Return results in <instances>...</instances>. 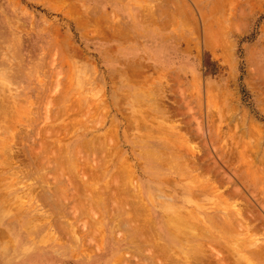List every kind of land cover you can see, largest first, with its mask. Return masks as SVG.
Returning a JSON list of instances; mask_svg holds the SVG:
<instances>
[{
    "label": "rangeland",
    "instance_id": "obj_1",
    "mask_svg": "<svg viewBox=\"0 0 264 264\" xmlns=\"http://www.w3.org/2000/svg\"><path fill=\"white\" fill-rule=\"evenodd\" d=\"M0 148V264H264V0H0Z\"/></svg>",
    "mask_w": 264,
    "mask_h": 264
},
{
    "label": "bare ground",
    "instance_id": "obj_2",
    "mask_svg": "<svg viewBox=\"0 0 264 264\" xmlns=\"http://www.w3.org/2000/svg\"><path fill=\"white\" fill-rule=\"evenodd\" d=\"M3 128H4V127H3ZM55 130H56V129H55ZM50 131H51V130H50ZM9 144H10V143H9ZM51 144H52V143H51ZM58 145H59V143H58ZM44 146H45V145H44ZM44 146H43V147H44ZM46 146H47V145H46ZM43 147H42V148H43ZM1 148H4V147H1ZM1 148H0V150H1ZM47 148H48V147H47ZM81 148H82V147H81ZM98 148H99V147H98ZM6 149H7V148H6ZM74 149H75V148H74ZM106 150H108V149H106ZM44 151H45V150H44ZM46 151L49 152L47 149H46ZM156 151H157V150H156ZM152 152H154V151L152 150ZM154 153H155V152H154ZM156 153H157V152H156ZM48 154H49V153H48ZM105 154H107V153H105ZM105 154H104V156H105ZM108 154H110V156H111L112 153H109V152H108ZM6 156H7V155H6ZM104 156H103V158H104ZM78 157H79V156H78ZM106 157H109V156H106ZM153 157H154V156H153ZM48 158H49V157H48ZM48 158H47V159H48ZM60 158H61V157H60ZM86 158H87V157H86ZM110 158H111V157H110ZM50 159H51V158H50ZM72 159H73V158H72ZM105 159H106V158H105ZM107 159H109V158H107ZM7 160H8V159H7ZM58 160H59V159H58ZM96 160H97V159H96ZM121 160H122V159H121ZM54 161H56V160H54ZM59 161H60V160H59ZM87 161H88V160H87ZM158 161H159V160H158ZM48 162H49V161H48ZM61 162H62V161H61ZM67 162H68V161H67ZM67 162H66V164H65V163L61 164V165H63L62 167H65V165H67ZM108 162H109V161H108ZM108 162H107V163H108ZM4 163H5V162H4ZM4 163H3V165H4ZM49 163H50V162H49ZM49 163H48L47 165H50V164H51V163H50V164H49ZM89 163H90V162H89ZM99 163H100V162H99ZM102 163H103V162H102ZM40 164H41V163H40ZM64 164H65V165H64ZM69 164H70V163H69ZM72 164H73V163H72ZM78 164H79V163H78ZM97 164H98V163H97ZM97 164H96V165H97ZM189 164H190V163H189ZM6 165H8V162H7ZM6 165H5V166H6ZM14 165H15V164H14ZM58 165H59V164L56 163V166H54V168L57 167ZM92 165H93V164H92ZM92 165H91V166H92ZM105 165H107V164L105 163ZM37 166H38V165H37ZM39 166H40V165H39ZM43 166H44V165H43ZM99 166H100V165H99ZM103 166H104V165H103ZM34 167H35V166H34ZM92 167H93V166H92ZM79 168H80V167H79ZM94 168H95V166H94ZM36 169H37V168H36ZM57 169H58V168H57ZM67 169H68V167H67ZM124 169H125V168H123V170L119 171V177H118V178H120L122 181L130 180V178H131V176H132L131 173H130L128 170L125 171ZM55 170H56V169H55ZM63 170H64V169H63ZM70 170H74V169H70ZM116 170H117V169H116ZM118 170H119V168H118ZM118 170H117V173H118ZM52 171H53V170H52ZM85 171H86V170H85ZM53 172H54V171H53ZM75 172H76V171H75ZM87 172H88V170H87ZM89 172H91L90 169H89ZM114 172H115V171H114ZM56 173H57V171H56ZM63 173H64V172H63ZM77 173H78V172H77ZM79 173H81V172H79ZM117 173H114V176H115V175L117 176ZM81 174H82V173H81ZM88 174H89V173H88ZM99 174H100V173H99ZM103 174H104V173H102V176L99 175L100 178H103ZM92 175H93V174H92ZM94 175H95V174H94ZM69 176H70V175H69ZM72 176H73V175H72ZM82 176H84V175H82ZM82 176H81V177H82ZM88 176H89V175H88ZM99 176H98V179H100ZM114 176H113V177H114ZM73 177H74V176H73ZM84 177H86V176H84ZM93 177H94V176H93ZM96 177H97V176H96ZM70 178H71V176H70ZM78 178H79V177H78ZM5 179H6V178H5ZM76 179H77V178H76ZM82 179H83V178H82ZM89 179H90V181H88V183L85 182V184H84V190H85V189H89V192H92L90 189H93L94 181H92V180H93V179H92V176H90ZM78 180H79V179H78ZM113 180H114V179H113ZM122 181L119 182V184L115 182V185L118 184V185H119V188H117V186L113 185V187L115 186L116 190H117V189L119 190V193H120V191L123 192V188H122L121 186H123L124 183H123ZM96 182H97V181H96ZM96 182H95V183H96ZM113 184H114V183H113ZM129 184H130V183H129ZM129 184H128V185H129ZM70 185H71V184H70ZM126 186H127V185H126ZM75 187H76V186H75ZM82 187H83V186H82ZM211 187H212V186H211ZM95 188H96V187H94V189H95ZM100 188H102V187H100ZM115 188H113V189L115 190ZM74 189H75V188H74ZM94 189H93V191L97 192V188H96L95 190H94ZM108 189H109L108 184L105 183L104 186H103V188L101 189V190H102L101 193H103V192L106 193ZM80 190H81V189H80ZM98 190H99V189H98ZM118 190H117V191H118ZM134 190H137V191H138V189H134ZM152 190H153V189H152ZM77 191H78V190H77ZM110 191H111V190H110ZM110 191H109V192H110ZM150 191H151V190H150ZM99 192H100V191H99ZM126 192H127V194H128V191H126ZM129 192H130V190H129ZM132 192H133V191H132ZM78 193H79V192H78ZM115 193H116V192H115ZM117 193H118V192H117ZM119 193H118V194H119ZM135 193H137V192L135 191ZM135 193H134V194H129V195H127V197L129 196V200H130V202H134L135 204H136V203H140L139 200L141 199V196H140V195H137V194H135ZM161 193H162V192H161ZM99 194H100V193H99ZM109 194H110V193H109ZM111 194H112V193H111ZM118 194H117V195H118ZM120 194H121V193H120ZM122 194H123V193H122ZM124 194H125V193H124ZM32 195H34L33 192H32ZM64 195H65V194H64ZM103 195H104V194H103ZM125 195H126V194H125ZM2 196H3V195H2ZM2 196H1V198H2ZM85 196H86V195H85ZM99 196H101V195H99ZM113 196H115V195H113ZM121 196H123V195H121ZM193 196H194V194H193ZM87 197H88V196H87ZM102 197H103V196H102ZM119 197H120V195H119ZM119 197H118V198H119ZM157 197H158V196H157ZM1 198H0V199H1ZM85 198H86V197H85ZM104 198H105V197H104ZM116 198H117V197H116ZM120 198H121V197H120ZM120 198H119V200H120ZM122 198L125 199L126 197L124 196V197H122ZM139 198H140V199H139ZM145 198H146V196H145ZM155 198H156V197H155ZM166 198H168V197H166ZM166 198H165V200H166ZM193 198H194V197H193ZM22 199H23V198H22ZM76 199H77V198H76ZM88 199H89V198H88ZM92 199H93V198H92ZM100 199H101V197H100ZM112 199H113V198H112ZM161 199H162V197H161ZM168 199H169V198H168ZM11 200H12V199H11ZM23 200H24V199H23ZM86 200H87V199H86ZM106 200H107V199H106ZM113 200H114V199H113ZM113 200H112L111 202H113ZM119 200H116V202H117V201L119 202ZM122 200H123V199H122ZM122 200H120V202H121ZM162 200H163V199H162ZM96 201H97V200H96ZM109 201H110V200H109ZM145 201H146V200H145ZM17 202H20V201H17ZM90 202H91V201H90ZM93 202H94V201H93ZM118 202H117V204H118ZM9 203H10V202H9ZM79 203H80V202H79ZM94 203H95V202H94ZM106 203H107V202H106ZM122 203H123V202H122ZM16 204H17V203H16ZM18 204H19V203H18ZM120 204H121V203H120ZM140 204H141V203H140ZM7 205H8V204H7ZM75 205H76V204H75ZM79 205H80V204H79ZM96 205H98V204H96ZM102 205H103V204H102ZM118 205H119V204H118ZM128 205H129V204H128ZM0 206H1V205H0ZM18 206H19V205H18ZM23 206H24V205H23ZM55 206H56V205H55ZM14 207H15V206H14ZM135 207H136V209H137L138 205L135 206ZM91 208H92V207H91ZM118 209H119V208H118ZM138 209H141V207H139ZM138 209H137V211H138ZM144 209H145V207H144ZM73 210H74V209H73ZM84 210H85V209H84ZM146 210H147V209H146ZM146 210H145V211H146ZM82 211H83V210H82ZM85 211H86V210H85ZM134 211H135V210H134ZM134 211H133V212H134ZM139 211H140V210H139ZM139 211H138V213H139ZM142 211H143V210H142ZM23 212H24V211H23ZM119 212H120V211H119ZM147 212H148V211H147ZM135 213L137 214L136 211H135ZM135 213H134V214H135ZM20 214H21V213H20ZM111 214H112V213H111ZM141 214H142V212H141ZM132 215H133V214H132ZM132 215H131V216H132ZM144 215H145V214H144ZM185 215H186V214H185ZM131 216H130V217H131ZM142 216H143V215H142ZM147 216H148V215H147ZM147 216H146V217H147ZM134 217H135V216H134ZM134 217H133V218H134ZM136 217L138 218V215H136ZM136 217H135V218H136ZM139 217H140V215H139ZM177 217H179V215H177ZM177 217H176V218L174 217V218H175L174 222L176 221V219H177V221L179 220L177 225L180 226V223H181V225H182V222H183V224L186 222V220H185V222H184V220H183L181 217H179V218H177ZM16 218H17V217H16ZM109 218H110V216H109ZM141 218H142V217H141ZM174 218H171V217H170V220L172 219V222H173V219H174ZM180 218L182 219V222H181ZM87 219H88V218H87ZM98 219H99V218H98ZM128 219H129V218H128ZM143 219H144V218L140 219L139 222H140L141 220H143ZM119 220H120V219H119ZM145 220H146V219H145ZM168 220H169V219H168ZM121 222H122V220H121ZM133 222H134V221H133ZM133 222H132V223H133ZM137 222H138V221H137ZM147 222H148V221H147ZM147 222H145V223H147ZM169 222H170V221H169ZM149 223H150V222H149ZM127 224H128V223H127ZM140 224H141V223H140ZM152 224H154V223L152 222ZM186 224H187V223H186ZM186 224L184 225L185 227L187 226ZM191 224H192V223H191ZM89 225H90V224H89ZM89 225H88V226H89ZM123 225H124V224H123ZM142 225L144 226V224H142ZM168 225H169V223H168ZM170 225H171V222H170ZM189 225H190V224H188V226H189ZM226 225H227V224H226ZM49 226H50V225H49ZM93 226H94V224H93ZM127 226H128V225H127ZM139 226H140V225H139ZM145 226H147V225L145 224ZM171 226H172V225H171ZM171 226H170V227H171ZM174 226H175V225H174ZM179 226H178V227H179ZM243 226H244V225H243ZM245 226H247V225H245ZM89 227H90V226H89ZM91 227H92V226H91ZM141 227H142V226H141ZM178 227H177V228H178ZM185 227H184V228H185ZM190 227H191V226H190ZM171 228H172V227H171ZM177 228H176V229H177ZM188 228H189V227H188ZM27 229H28V228H27ZM63 229H64V228H63ZM135 229H136V228H135ZM156 229H157V228H156ZM181 229L183 230V225H182ZM181 229H179V230H181ZM190 229H191V228H190ZM190 229H188V230H190ZM149 230H150V229H149ZM182 230H181V231H182ZM186 230H187V229H186ZM186 230H185V231H186ZM193 230H194V228H193ZM195 230H196V229H195ZM135 231H136V230H135ZM135 231H134V232H135ZM154 231H156V230H154ZM185 231H184V232L182 231L183 234H186ZM191 231H192V230H191ZM130 232H131V231H130ZM137 232H138V234L142 233L141 231H137ZM137 232H135V233H137ZM150 232H151V231H150ZM196 232H199V231L197 230ZM196 232H195V231L192 232V235L190 234L191 232H189L187 235H190L191 237H198V236L200 237V235H198V233H196ZM94 233H95V232H94ZM147 233H148V231H147ZM152 233H154V232H152ZM156 233H157V231H156ZM180 233H181V232H180ZM180 233H179V234H180ZM193 233H195V234H193ZM199 233H200V232H199ZM183 234H182V235H183ZM200 234L202 235V233H200ZM203 234H204V233H203ZM206 234H207V233H206ZM69 235H70V234H69ZM147 235H148V234H147ZM157 235H158V234H157ZM171 235H174V234H171ZM182 235H181V236H182ZM197 235H198V236H197ZM204 235H205V234H204ZM149 236H150V235H149ZM154 236H155V235H154ZM167 236H168V235H167ZM167 236H166V237H167ZM169 236H170V234H169ZM174 236H175V235H174ZM190 236H189V238H190ZM206 236H207V235H206ZM70 237H71V236H70ZM187 237H188V236H187ZM220 237H221V236H220ZM139 238H140V237H139ZM141 238H142V237H141ZM145 238H146L145 240L148 241V239H147L148 236L145 237ZM177 238H179V237H176V239H177ZM182 238H183V237H182ZM184 238H185V237H184ZM184 238H183V239H184ZM208 238H210V237L208 236ZM212 238H213V237H212ZM71 239H72V238H71ZM143 239H144V238H142V241L144 242ZM149 239H150V238H149ZM156 239H157V238H156ZM159 239H160V238H159ZM168 239H169V238H168ZM183 239H182V240H183ZM213 239H214V238H213ZM137 240H138V239H137ZM137 240H136V241H137ZM169 240H170V239H169ZM179 240H181V239L179 238ZM186 240L189 241V239H186ZM139 241H140V240H139ZM170 241H171V240H170ZM184 241H185V240H184ZM151 242L153 243L152 245H154V246L156 245V243L158 244L157 241H151ZM151 242H150V241L147 242V245H151ZM161 242H162V241H161ZM194 242H195V241H193L192 243H194ZM145 243H146V242H145ZM162 243H163V242H162ZM172 243H173V242H172ZM192 243H191V244H192ZM218 243L221 244L219 241H218ZM170 244H171V243H170ZM174 244H175V243H174ZM197 244H198V243H197ZM152 245H151V247H152ZM160 245H161V244H160ZM165 245H166V244H165ZM192 245H195V244H192ZM200 245H201V243H200ZM154 246H153V249H154ZM156 246H157V245H156ZM156 246H155V247H156ZM179 246H181V244H180ZM204 246H205V245H204ZM204 246H202V247L204 248ZM175 247H177V246H175ZM181 247H183V246H181ZM181 247H180V248H181ZM208 247H209V246H208ZM170 248H171V247H170ZM172 248H174V247H172ZM206 248H207V247H206ZM216 248H217V247H216ZM134 249H135V248H134ZM153 249H152V252H154ZM155 249H157V248H155ZM162 249H163V251H164V248H162ZM181 249H182V248H181ZM242 249H243V248H242ZM157 250H158V249H157ZM159 250H160V249H159ZM165 250H166V249H165ZM168 250H169V249H168ZM168 250H166V251H168ZM170 250H171V249H170ZM172 250H174V249H172ZM188 250H189V249H188ZM227 250L229 251V249H227ZM160 251H161V250H160ZM160 251H159V252H160ZM163 251H162V252H163ZM176 251H177V250H176ZM179 251H181V250L179 249ZM185 251H186V250H185ZM239 251H240V250H239ZM168 252H169V251H168ZM174 252H175V250H174ZM177 252H178V251H177ZM230 252H231V251H230ZM160 253H161V252H160ZM160 253H159V256L157 257L158 259L161 258V257H160ZM166 253H167V252H165V255H164V256H166ZM185 253H186V252H185ZM201 253H202V252H201ZM212 253H213V252H212ZM226 253H227V252H226ZM226 253L223 252V254H226ZM155 254H156V253L154 252V255H153L152 257H154ZM168 254H169V253H168ZM175 254H176V253H175ZM183 254H184V253H183ZM207 254H208V252H207ZM227 254H228V253H227ZM227 254H226V255H227ZM230 254H233V253H230ZM173 255H174V254H173ZM178 255H179V254H178ZM189 255H190V254H189ZM208 255H209V254H208ZM217 255H218V254H216V257H217L216 259H218L220 256H222V254H221L219 257H218ZM238 255H239V254H238ZM161 256H162V253H161ZM167 256H168V255H167ZM167 256L165 257V260H166ZM169 256H170V255H169ZM227 256L229 257L230 255H227ZM236 256H237V255H236ZM240 256H241V255L237 256V258L240 257ZM256 256H257V255H256ZM152 257H151V258H152ZM155 257H156V256H155ZM159 257H160V258H159ZM170 257L173 258L172 255H171ZM170 257H168L167 259L169 260ZM177 257H179V256H177ZM205 257H207V258H208L207 261L210 262L211 259H210L208 256H204V258H205ZM228 257H225V258L227 259L226 261L229 260ZM230 257H231V256H230ZM234 257H235V255H234ZM157 258H156V259H157ZM162 258H163V257H162ZM162 258L160 259V262H161V260L163 261ZM171 258H170L169 261L172 263ZM190 258H191V256H190ZM220 258H221V257H220ZM225 258H224V259H225ZM153 259H154V258H153ZM156 259H155V260H156ZM179 259H180V258H179ZM183 259H184V257H183ZM192 259H193V258H192ZM195 259H197V258H195ZM198 259H200L201 261L198 260ZM198 259L195 260V261H194V260H191V259H189V260L186 259V261H187L186 264H200V263H198V262H201L202 264H208L207 261H206L205 263H203L205 260L202 259L201 257L198 258ZM230 259H231V258H230ZM155 260H153V261H155ZM165 260H164V261H165ZM213 260H215V259H213ZM213 260H212V261H213ZM232 260H233L232 263L236 262V261H234V259H232ZM240 260H241V259H240ZM150 261H152V259H151ZM157 261H158V260H157ZM157 261H156V262H157ZM164 261H163V262H164ZM169 261L166 260V262H164V264H166L167 262H168L167 264H170ZM174 261H175V260H173V263H174ZM190 261H191V262H190ZM196 261H197V262H196ZM226 261L224 260L223 262H226ZM229 261H231V260H229ZM163 262H161V263L163 264ZM213 262H214V261H213ZM153 263L156 264L155 262H153ZM153 263H152V264H153ZM178 263H180V261H179V262L177 261V264H178ZM211 263H212V262H211ZM211 263H209V264H211ZM229 263H230V262H229ZM174 264H175V263H174ZM212 264H216V263H212ZM221 264H222V263H221ZM223 264H224V263H223ZM234 264H235V263H234ZM249 264H250V263H249Z\"/></svg>",
    "mask_w": 264,
    "mask_h": 264
}]
</instances>
